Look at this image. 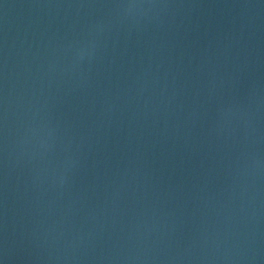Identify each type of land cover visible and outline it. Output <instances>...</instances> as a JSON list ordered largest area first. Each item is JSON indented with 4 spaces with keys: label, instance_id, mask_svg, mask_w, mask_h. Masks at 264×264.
<instances>
[{
    "label": "water",
    "instance_id": "1",
    "mask_svg": "<svg viewBox=\"0 0 264 264\" xmlns=\"http://www.w3.org/2000/svg\"><path fill=\"white\" fill-rule=\"evenodd\" d=\"M0 264H264V0H0Z\"/></svg>",
    "mask_w": 264,
    "mask_h": 264
}]
</instances>
